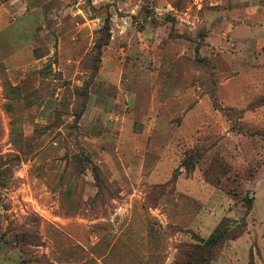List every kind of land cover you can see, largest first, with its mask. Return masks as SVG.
Instances as JSON below:
<instances>
[{"label":"rangeland","instance_id":"rangeland-1","mask_svg":"<svg viewBox=\"0 0 264 264\" xmlns=\"http://www.w3.org/2000/svg\"><path fill=\"white\" fill-rule=\"evenodd\" d=\"M0 12V264H264V0Z\"/></svg>","mask_w":264,"mask_h":264},{"label":"trees","instance_id":"trees-1","mask_svg":"<svg viewBox=\"0 0 264 264\" xmlns=\"http://www.w3.org/2000/svg\"><path fill=\"white\" fill-rule=\"evenodd\" d=\"M107 31H109L108 28H107ZM109 40H110V37H109ZM263 139H264V135H263ZM200 158H201V155H199V153L195 151H191L188 154L186 153L184 155L181 161V165L183 166L186 173H191L195 169V166L200 160ZM217 165H218V168H217ZM223 167L224 166L222 162H219L217 160H212L209 163L208 167L203 172V177H204L205 182L213 187H218L221 183V179H223L227 173V171L224 170ZM175 179H176V176H173L172 180H175ZM246 201H247V204H245ZM252 201H253L252 199L242 200V205L246 207L248 212L252 208ZM223 226L225 229H227V225H225L224 223L223 224L221 223L220 227L208 238L207 242L202 244L201 247L207 248V247L215 246L221 238L222 232L220 233L219 230ZM237 236L239 237L240 235H236L234 237H237ZM182 248H183V255H182L183 261L179 264H191V261L197 255V249H199L198 246H196L195 244H187L183 246ZM187 259L189 261H187Z\"/></svg>","mask_w":264,"mask_h":264},{"label":"crops","instance_id":"crops-1","mask_svg":"<svg viewBox=\"0 0 264 264\" xmlns=\"http://www.w3.org/2000/svg\"><path fill=\"white\" fill-rule=\"evenodd\" d=\"M2 14H1V12H0V33H1V31L3 30V28H2V20H1V18H2V16H1ZM11 25V24H10ZM10 27V26H9ZM88 111L89 112H91V111H100V114L102 115V116H107V115H109V113H110V108H109V106H105V104H103V105H101L100 106V108H96L95 107V105L94 104H91L89 107H88Z\"/></svg>","mask_w":264,"mask_h":264}]
</instances>
